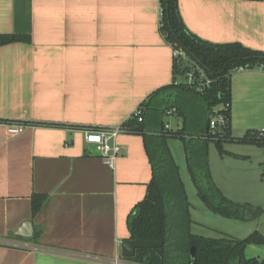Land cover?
Wrapping results in <instances>:
<instances>
[{
  "label": "crops",
  "instance_id": "0c3cea01",
  "mask_svg": "<svg viewBox=\"0 0 264 264\" xmlns=\"http://www.w3.org/2000/svg\"><path fill=\"white\" fill-rule=\"evenodd\" d=\"M178 10L204 41L264 50V0H178ZM159 17V0H0V34L29 37L0 46V119L9 121L0 123V264L122 260L127 215L151 179L143 140L119 132L111 167L84 137L119 127L171 83L173 49ZM163 120L173 130L181 124L176 115ZM14 124L21 131L10 134ZM260 128L264 70L235 72L230 134ZM223 149L218 157L208 149L212 180L231 201L263 210L247 231L264 235V148L225 142ZM34 193L45 201L33 216ZM253 246L261 245L246 249Z\"/></svg>",
  "mask_w": 264,
  "mask_h": 264
},
{
  "label": "trees",
  "instance_id": "16d2710c",
  "mask_svg": "<svg viewBox=\"0 0 264 264\" xmlns=\"http://www.w3.org/2000/svg\"><path fill=\"white\" fill-rule=\"evenodd\" d=\"M159 9L160 35L185 57L173 56L171 83L152 92L118 128L124 133L141 135L151 167L146 194L127 215V240L159 241L161 246L137 248L132 257L121 256V261L124 264H264V257L245 256L248 245L264 246V235L257 230L242 239L206 237L190 231V205L167 144L169 139L182 143L189 176L199 199L210 211L242 221L262 213L263 210L248 203L231 201L221 192L211 177L208 149L213 143L220 155L227 154L223 149L225 142L264 148L256 130H249L241 137L230 134V78L239 69L264 70V50L238 42L212 43L196 37L180 17L178 0H159ZM28 40L27 35L0 34V46ZM198 69L210 80L201 90L195 85L200 79ZM190 72L194 73L195 84L186 82ZM168 115L181 118L179 128L167 127L163 118ZM219 117L224 123L216 121L211 128L210 121ZM1 122L9 121L0 119ZM44 201V194L31 196L33 216Z\"/></svg>",
  "mask_w": 264,
  "mask_h": 264
},
{
  "label": "rangeland",
  "instance_id": "374dc122",
  "mask_svg": "<svg viewBox=\"0 0 264 264\" xmlns=\"http://www.w3.org/2000/svg\"><path fill=\"white\" fill-rule=\"evenodd\" d=\"M168 144L171 149L174 161L179 166L180 177L184 183L187 193V198L190 205V231L194 234L213 238H219L223 236L231 238H243L247 236V234L251 232H248L247 228L251 226L253 227L256 223V220L250 219L247 221H242L232 218H225L210 211L199 199L196 188L189 176L185 165L182 143L177 139H169ZM209 154L210 157H218L213 143L209 144ZM260 249H264V246H253L251 248H247L245 250V256L258 257V255L261 254Z\"/></svg>",
  "mask_w": 264,
  "mask_h": 264
},
{
  "label": "built area",
  "instance_id": "2783aa9c",
  "mask_svg": "<svg viewBox=\"0 0 264 264\" xmlns=\"http://www.w3.org/2000/svg\"><path fill=\"white\" fill-rule=\"evenodd\" d=\"M173 56H181L185 57L184 53L179 50H173ZM200 73L199 83L195 84L194 73L190 72L187 74L186 82L194 83L196 88L201 90L204 86H207L210 83V80L204 76V73L201 69H198ZM238 71H243V69H239ZM237 71V72H238ZM224 123V119L219 117L217 120L212 119L210 121V127L213 128L215 126V122ZM22 126L20 124L11 125L9 128L10 134H17L21 131ZM121 132L118 127L112 129H100L96 131H86L85 132V143L96 145V147L100 151V156L104 159L105 163L109 166H113V163L117 156L120 153V146L115 142L116 135ZM257 139L264 141V128H260L256 130ZM114 264H124V262L120 260H113Z\"/></svg>",
  "mask_w": 264,
  "mask_h": 264
},
{
  "label": "water",
  "instance_id": "95a60500",
  "mask_svg": "<svg viewBox=\"0 0 264 264\" xmlns=\"http://www.w3.org/2000/svg\"><path fill=\"white\" fill-rule=\"evenodd\" d=\"M16 233L20 234L19 231ZM161 242L159 241H136V240H124L121 243V251L123 257H132L137 248H155L160 247ZM191 256L194 255V249L190 248Z\"/></svg>",
  "mask_w": 264,
  "mask_h": 264
}]
</instances>
